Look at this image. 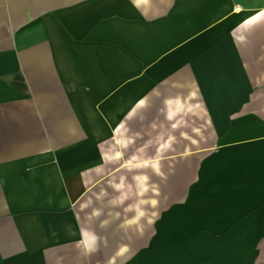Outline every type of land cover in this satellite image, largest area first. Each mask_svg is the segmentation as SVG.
<instances>
[{
  "label": "crops",
  "instance_id": "crops-1",
  "mask_svg": "<svg viewBox=\"0 0 264 264\" xmlns=\"http://www.w3.org/2000/svg\"><path fill=\"white\" fill-rule=\"evenodd\" d=\"M142 14L136 0H0V91L3 27L19 28L16 23L24 21L22 27L40 30L32 44L51 45L38 73L50 89L44 115L35 117L31 70L15 71L13 85L25 93L9 100L25 103L20 115L13 106L5 108L0 97V264H264V0H170L166 11L148 17L150 22ZM151 24L156 26L154 48L137 37L128 50L116 49L122 56L114 55L113 47L127 45L115 39L114 30L145 38ZM210 29L219 36H211ZM77 30L91 31L80 37ZM87 45L94 51L82 47ZM211 45L221 53L218 102L225 107L231 98L233 114L218 116L217 144L192 146L178 154L185 158L170 164L173 153L162 154L161 148L172 139L176 123L171 120L187 112L193 100L187 84L174 92L161 89L158 80L166 70L177 73L181 63L206 57ZM85 52L91 55L82 57ZM82 59L103 61L99 74L86 76L95 77L89 87L80 68L69 65ZM133 60L148 63L138 70ZM115 61H122L121 70ZM115 75L122 78L118 84L110 79L109 86H97L101 77L108 82ZM83 88L90 95L84 96ZM53 92L67 94L68 104L53 100ZM151 104L154 114L162 115L149 122L152 133L145 129L157 143L154 157H148L155 179L147 185L140 178L138 188L152 189L153 211L146 214L141 197L132 206L138 208L137 226L130 234L119 211L103 218L97 207L84 214L78 209L97 187H114L104 178L120 166L112 168L115 153L108 155L102 147L117 141L119 127L131 116L145 115ZM3 110L10 115L2 116ZM35 123L45 130V142L36 149ZM118 199L123 197L107 203ZM113 221L125 237L117 246L99 232Z\"/></svg>",
  "mask_w": 264,
  "mask_h": 264
},
{
  "label": "rangeland",
  "instance_id": "rangeland-1",
  "mask_svg": "<svg viewBox=\"0 0 264 264\" xmlns=\"http://www.w3.org/2000/svg\"><path fill=\"white\" fill-rule=\"evenodd\" d=\"M142 15L147 17V23L150 22L151 18L154 17L158 13H161L163 10H167L170 0H136ZM24 16V15H22ZM24 21H18L16 24L24 25ZM19 28H4L2 29V51H3V60L1 61V75H2V88L0 91V97L2 103L4 104L5 108H9L13 106L15 110L20 115L21 110L25 109V103L21 102L20 100L13 99L10 101L9 98L11 95H24L25 91L22 87L18 84V86H14V81L17 79L15 71H23V72H30L31 70L34 73L33 76V94H34V106H35V117H41L44 115L45 109L47 107L48 102L47 96L50 92L48 88V81L44 83V78L39 76L38 73L41 72V65L42 63H46L43 59V56L46 53H49L50 46L48 45H38L32 44L31 42L36 40V36H41L40 30H28L24 27ZM91 30H77L78 35L81 37L88 33ZM51 35L56 37L59 34V31L54 29L50 30ZM147 35L143 38L142 34L132 37L129 34V31H125V34H122L119 30H114L115 39H122L127 43L126 46H115L114 48V55L115 56H122L116 52V49L125 48L128 50L131 48V45L128 44L130 41L136 42L138 38L143 40L146 44H149L151 48H154V43L157 40L154 38L156 35V26L153 24L150 25V28L146 30ZM211 36H216L217 30L210 29L209 30ZM37 33L39 35H37ZM30 34V37H28ZM213 34V35H212ZM232 35V34H231ZM138 37V38H137ZM9 38L15 41V44H7ZM135 46V45H134ZM84 49H87L88 52L94 51V46H82ZM98 47H105V46H98ZM53 48H58V46H53ZM110 48V47H108ZM220 48V47H219ZM218 45L210 46L209 54L206 57H201L198 60L192 62H183L179 65L177 69H181L179 72H175L171 70H166L167 76H163L160 78L157 84L160 85L161 89L170 88V91H182L183 85L186 86L187 84V96L192 97L193 103L191 104L188 102V105L191 104L193 110L190 107L187 112L179 113L175 117L172 118V123H176L175 127L173 128V134L171 136V140L161 148V153L164 154L166 152H171L174 155L170 164L176 163L180 158H185V156H180L182 151L190 150L192 146L195 149H200L203 147H207L208 145H215L218 143V133L221 129V125L219 124V115L221 117H228L229 115L233 114V103L232 99L228 97L226 101L225 107L221 106V102L219 101V96H221V60L218 58L221 57V53L219 52ZM85 52L82 57H88L91 54ZM131 57L134 55L129 51ZM6 54V55H5ZM30 57V62H27V57ZM136 64L138 70L141 67L148 63V61H139L133 60ZM74 68L79 67L80 73H82V83L84 86L89 87L95 84V77H86L89 74L97 73L99 74V66L103 63V61H94L91 59H82L71 61L69 60V65L71 64ZM116 70H121L123 68L122 61H115ZM155 70V66L150 70L151 77L148 78L149 80L153 81V71ZM108 78V82H106L105 77H101L100 82L97 84L98 87H106L109 86V80H112V84L116 85L122 79L120 77L110 76ZM165 86V87H164ZM201 86L205 88L202 90ZM159 88V89H160ZM153 91V86L150 88ZM149 89V90H150ZM157 90V88H156ZM192 91H195L192 93ZM203 91H207L205 95L202 93ZM54 95L52 96L53 100H66L68 104L67 94L59 95L57 92H53ZM82 94L84 96L90 95V91H86L84 88L82 89ZM152 95V92H151ZM176 95V94H175ZM185 95V93H177V96ZM208 95L210 96L209 101ZM54 101V102H56ZM45 106V107H44ZM147 112L145 115L142 114L140 116L134 115L129 118L128 124H124L115 132V138L117 137V141H109L105 144L102 149L108 152V155H112L114 152V159H110V164L112 168L120 166L119 171L114 172L108 175L104 179H108L109 181L113 182L114 187L110 184H103L97 187L96 193H91L85 198L86 205H81L78 211L81 214L89 213L91 208L96 209L98 208L99 216L106 218L107 213L110 217L114 214V212H121L118 217L119 221L121 222V218H125L126 222L129 224L130 234L135 232L137 222L134 221L135 214L138 211L137 209H133L132 206H138L139 201L146 198L147 202V211L146 214H152L153 211V191L152 189L140 190L138 188V184H142L139 180L140 178L144 181H147V185H152V182L155 179V176L152 172L153 170V158L154 151L153 149L156 147L155 142L153 140H149L147 137L145 129L147 132L152 133L153 125L152 124L157 119H161L162 115L156 112L154 114V108ZM230 106V107H227ZM220 107V108H219ZM41 110V112H40ZM39 112L41 114H39ZM186 113V114H185ZM9 111H2V116H9ZM182 115V116H181ZM179 117H184L187 122L183 124L179 121ZM148 123V125H147ZM45 130L42 128L40 124H34V135H35V149L40 147L45 141ZM187 133V137L185 134ZM128 137L133 138V140L129 141ZM191 137H193V145L191 142ZM207 139H209L207 141ZM121 140V141H120ZM157 142V141H156ZM124 145V146H123ZM145 147L142 149L143 146ZM140 150V152H139ZM155 157H159L158 154ZM144 154H146V162H143ZM105 155V154H104ZM178 155V156H176ZM113 160V161H112ZM199 160V159H198ZM197 160L195 161V164ZM122 164L123 167H122ZM167 164H169L167 162ZM180 164V163H179ZM118 186V187H117ZM120 186H125L121 188ZM93 197L92 199L90 198ZM113 196L115 197H123V199H118L117 202L115 201L114 204L107 203V199L110 200ZM123 200V201H122ZM91 204L89 205V202ZM119 201V203H118ZM121 202H124V205H121ZM148 202H151L149 205ZM141 209V206H140ZM141 212V210H140ZM106 216V217H105ZM114 222V223H113ZM108 227H103L100 229V234H103V240L108 241L110 246H117L119 243L125 241V237L122 236L123 231L121 228L115 229L116 222L113 221ZM87 227L88 224H85ZM148 223H147V230H148ZM148 239V238H147ZM102 240V239H101ZM104 241V242H105ZM127 241V238H126ZM102 242V241H101ZM102 244V243H99ZM106 243H103V248L105 249Z\"/></svg>",
  "mask_w": 264,
  "mask_h": 264
}]
</instances>
